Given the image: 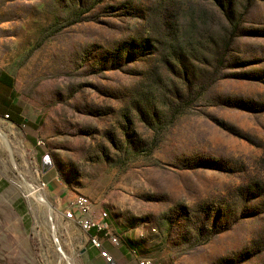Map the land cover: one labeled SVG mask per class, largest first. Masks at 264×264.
<instances>
[{
    "label": "rangeland",
    "instance_id": "1",
    "mask_svg": "<svg viewBox=\"0 0 264 264\" xmlns=\"http://www.w3.org/2000/svg\"><path fill=\"white\" fill-rule=\"evenodd\" d=\"M1 73L0 264H88L75 195L108 264H264V0H0Z\"/></svg>",
    "mask_w": 264,
    "mask_h": 264
},
{
    "label": "built area",
    "instance_id": "2",
    "mask_svg": "<svg viewBox=\"0 0 264 264\" xmlns=\"http://www.w3.org/2000/svg\"><path fill=\"white\" fill-rule=\"evenodd\" d=\"M8 118V115L5 116ZM45 143L42 140H37L35 147H43ZM38 152L34 154L36 158ZM52 159L49 154L45 153L41 156V171L44 174L51 167ZM37 173V170L35 171ZM47 185L42 180H39L35 185L30 187V193L38 194L39 192H45ZM42 198V197H41ZM44 199V198H43ZM63 216L67 219L77 221L86 232L88 241L91 247L95 250H99L103 257H107L110 261V258L106 253L101 251L104 248V242H108L110 245L117 246L119 245V237L113 234L110 231V226L108 224V215L105 211H101L97 216L95 214V206L93 201L85 195H75L68 201L67 209L64 211ZM52 222V219H49ZM53 229V228H52ZM54 245L59 247L60 241L59 238L53 236ZM61 254L62 250L57 249ZM138 264H156L153 260L143 258L138 261Z\"/></svg>",
    "mask_w": 264,
    "mask_h": 264
},
{
    "label": "trees",
    "instance_id": "3",
    "mask_svg": "<svg viewBox=\"0 0 264 264\" xmlns=\"http://www.w3.org/2000/svg\"><path fill=\"white\" fill-rule=\"evenodd\" d=\"M0 83L4 84L8 89H12V79L7 76L6 74L1 73L0 74ZM12 94L13 92H11V97L12 98ZM4 107L7 111H9L11 113V116L13 117V121L16 124H20V121L22 120L19 115H20V111L19 109L14 106V104H12V102H7L6 104H4Z\"/></svg>",
    "mask_w": 264,
    "mask_h": 264
},
{
    "label": "crops",
    "instance_id": "4",
    "mask_svg": "<svg viewBox=\"0 0 264 264\" xmlns=\"http://www.w3.org/2000/svg\"><path fill=\"white\" fill-rule=\"evenodd\" d=\"M0 139L1 141H3V133L0 131ZM46 206V205H45ZM112 255V257H114V259L116 261H119L116 254H110ZM88 264H108V261L105 257H103L100 253L96 252V250L92 249L90 250V252L88 253Z\"/></svg>",
    "mask_w": 264,
    "mask_h": 264
},
{
    "label": "bare ground",
    "instance_id": "5",
    "mask_svg": "<svg viewBox=\"0 0 264 264\" xmlns=\"http://www.w3.org/2000/svg\"><path fill=\"white\" fill-rule=\"evenodd\" d=\"M1 134V133H0ZM3 136V141L4 142H6V138H5V135H2ZM10 152H11V150H9ZM13 165H14V162H13ZM15 167V166H14ZM29 185V184H28ZM27 189H29V188H27ZM29 191V190H28ZM29 193H30V191H29ZM28 195H30V194H28ZM34 195V194H33ZM35 196V195H34ZM38 196H39V194H38ZM36 198H38V197H36ZM37 201L38 202H40V203H42V204H44V205H46L48 208H49V210H51V208H50V205L46 202V200H44L43 198H40L39 197V199H37ZM61 256L62 257H64V254H63V252H61Z\"/></svg>",
    "mask_w": 264,
    "mask_h": 264
}]
</instances>
